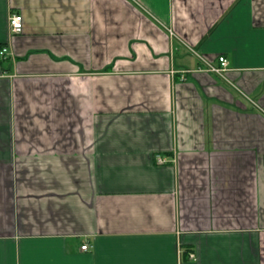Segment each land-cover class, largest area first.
<instances>
[{
	"label": "crops",
	"instance_id": "crops-1",
	"mask_svg": "<svg viewBox=\"0 0 264 264\" xmlns=\"http://www.w3.org/2000/svg\"><path fill=\"white\" fill-rule=\"evenodd\" d=\"M4 46L0 264H264V0H0Z\"/></svg>",
	"mask_w": 264,
	"mask_h": 264
},
{
	"label": "built area",
	"instance_id": "built-area-1",
	"mask_svg": "<svg viewBox=\"0 0 264 264\" xmlns=\"http://www.w3.org/2000/svg\"><path fill=\"white\" fill-rule=\"evenodd\" d=\"M9 25L13 33L22 32L24 28L23 15L19 12L11 13V15L9 16ZM8 51H9V48L7 46H4L1 48L0 54L5 55ZM207 66H208L209 71L215 72L220 75H224L225 72L229 69V60L227 59L226 56L219 55L217 58V64H213L207 61ZM157 161L159 163H164L165 158L160 155H157ZM88 247L89 245L87 243L82 245V249L86 250L88 249Z\"/></svg>",
	"mask_w": 264,
	"mask_h": 264
}]
</instances>
